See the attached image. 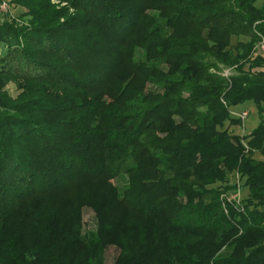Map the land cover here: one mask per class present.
I'll return each mask as SVG.
<instances>
[{"label":"trees","instance_id":"obj_1","mask_svg":"<svg viewBox=\"0 0 264 264\" xmlns=\"http://www.w3.org/2000/svg\"><path fill=\"white\" fill-rule=\"evenodd\" d=\"M57 1L0 19V264H264V0Z\"/></svg>","mask_w":264,"mask_h":264},{"label":"rangeland","instance_id":"obj_2","mask_svg":"<svg viewBox=\"0 0 264 264\" xmlns=\"http://www.w3.org/2000/svg\"><path fill=\"white\" fill-rule=\"evenodd\" d=\"M54 2H58L57 0H53ZM65 3H62V5H64ZM6 12H10L9 10V5H8V0H4L1 1L0 3V19L2 18V15L5 14ZM21 12L20 8H14L12 9V13L13 14H18ZM237 38L233 39V43H236ZM5 52V49L3 47L0 46V54L2 55ZM221 70L219 71L220 74L222 75H228V74H236L237 71L232 69L231 67L221 64L220 65ZM8 88L11 92V94L16 95L17 94V90H16V86L14 83H10L8 85ZM242 110H247V116L245 119V122L242 126H236V131L237 133H240L241 135H246L249 134L261 121L260 116L258 114L257 108L255 106V104L253 102H245L243 104L237 105L233 108V111L235 112H240ZM117 182V181H116ZM235 184H237V186L239 188H237V193L233 192L230 193V198L233 200H237L238 198H243L244 196L247 195V188L243 187V182L244 179H242L241 177L234 175L231 177V181ZM118 183V182H117ZM240 185V186H239ZM242 189V191H241ZM94 219V213L92 210L90 209H85L84 211V221L87 224H91L93 222ZM119 253V250L114 247L111 246L108 248L107 252H106V264H113L117 255Z\"/></svg>","mask_w":264,"mask_h":264},{"label":"built area","instance_id":"obj_3","mask_svg":"<svg viewBox=\"0 0 264 264\" xmlns=\"http://www.w3.org/2000/svg\"><path fill=\"white\" fill-rule=\"evenodd\" d=\"M264 52V40H261L260 42H258L255 47H254V54H261ZM247 113L246 111H244L242 113V118H246L247 116ZM239 199V198H238Z\"/></svg>","mask_w":264,"mask_h":264}]
</instances>
